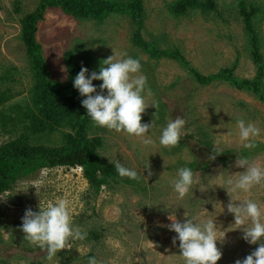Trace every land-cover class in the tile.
Masks as SVG:
<instances>
[{
	"label": "rangeland",
	"instance_id": "1",
	"mask_svg": "<svg viewBox=\"0 0 264 264\" xmlns=\"http://www.w3.org/2000/svg\"><path fill=\"white\" fill-rule=\"evenodd\" d=\"M38 1L0 0V78L7 79L1 90L9 88L14 93L0 110L13 118L28 104L33 83L26 48L19 37L20 18L32 12ZM173 1L140 0L143 18L140 32L145 41L159 49H178L189 65L203 75L232 67L235 77L257 76L251 42L239 13V0H213L215 10L194 8L184 14L170 11ZM245 2L258 8L251 21L264 65V0ZM135 28L127 13L114 11L95 20L74 18L59 7H46L37 25L36 40L52 79H66L63 60L67 50L72 52L71 58L80 69L88 68V76L98 72L101 61L114 53L117 58L127 53L140 60L141 74L147 77V88L152 93L151 96L145 93V100L158 105L157 109L150 105L141 121L149 124L153 121L146 134L153 143L145 145L142 138L94 127L90 120L88 133L100 137L97 149L103 162L119 160L135 169L141 179L118 177V182L103 187L97 195L89 192L78 166L45 167L16 181L10 190L0 194L4 197L0 199V264H88L89 257H95L98 264H184L179 241L172 243L177 234L167 227L171 223L169 214L181 222L185 214L197 221L214 218L216 225L226 231L224 241H217L222 252L217 264H235L258 247L242 238V230H229L234 223V215L227 211L230 196L219 185L244 170L235 166L238 155L264 164V102L225 81L200 85L190 70L176 60L151 57L132 42ZM261 80L264 88V74ZM96 81L94 85L99 91L102 81ZM177 116L186 121L184 131L188 134L178 146L168 149L159 144V137L167 123ZM238 119L260 128L255 149L240 145ZM13 123L7 121L6 130L10 131L6 132L0 121V144L19 133L22 123ZM67 131L63 126L50 134L32 137L31 141L57 144ZM215 142L225 151L212 160L209 156ZM148 164L150 167L145 168ZM184 166L193 169L201 184L181 200L171 181ZM34 185H39L38 191ZM200 186L206 190L201 191ZM239 196L251 198L264 210V188L256 187ZM59 199L69 202L73 225L86 232L87 237L70 241L71 250H61L48 261L45 251L23 239L21 218L26 209L38 211L39 206L46 207Z\"/></svg>",
	"mask_w": 264,
	"mask_h": 264
},
{
	"label": "clouds",
	"instance_id": "2",
	"mask_svg": "<svg viewBox=\"0 0 264 264\" xmlns=\"http://www.w3.org/2000/svg\"><path fill=\"white\" fill-rule=\"evenodd\" d=\"M141 67L139 59L132 58L127 53H121L117 58L114 53L103 59L99 71H93L90 76L86 75L88 68L82 66L74 77L73 86L82 97H86L82 99L81 104L87 110V116L94 127L142 138L143 143L149 145L153 141L146 134L150 131L153 121L150 124L142 123V114L150 105L156 109L158 105L145 100V93L148 96L152 93L147 88V77L141 74ZM95 80L102 81L99 91L93 84ZM185 125L186 121L180 116L170 120L162 129L159 144L168 149L178 146L181 138L188 134L184 131ZM237 128L242 148L255 149L261 134L260 128L253 122L246 123L244 119L237 120ZM213 144L214 148L209 156L212 160L225 151L219 142ZM110 163H114L121 178L137 181L141 179L135 169L124 166L119 160ZM235 166L244 170L236 178L229 177L223 185L218 184L225 188L230 196L227 211L234 215V223L229 230L240 229L246 242L258 244L255 250L244 259H237L235 264H264V210L251 198L239 196V193H249L256 187L264 188V164L238 155ZM149 167V164L145 166ZM148 175H152L151 171ZM171 183L178 199L181 200L194 186L201 184L200 178L187 166L178 169L177 176ZM34 186L38 191L39 185ZM200 190L205 191L206 188L200 186ZM233 194H236L235 199ZM2 198L4 197H0ZM21 219L23 239L45 251L48 261H52L61 250H71L70 241H82L87 237L86 232L73 225L69 202L66 199H59L46 207L39 206L38 211L28 208ZM168 219L171 221L167 225L168 229L177 234L172 238V243L175 245L177 240L179 241L184 264H217L222 257L217 241H224L226 231L216 225L214 218L197 221L195 217L185 214V219L181 222L175 215L169 214ZM88 264H98V261L95 257H89Z\"/></svg>",
	"mask_w": 264,
	"mask_h": 264
},
{
	"label": "trees",
	"instance_id": "3",
	"mask_svg": "<svg viewBox=\"0 0 264 264\" xmlns=\"http://www.w3.org/2000/svg\"><path fill=\"white\" fill-rule=\"evenodd\" d=\"M59 7L64 13L74 18L101 19L110 12L127 13L135 24L132 33V42L146 51L153 58L167 57L179 62L184 68L190 70L200 85L213 80L225 81L227 84L247 90L264 102V88L261 78L264 74V65L258 50L257 33L252 25V17L257 7L246 5L245 0H239V13L245 24L247 36L251 42V55L257 68V76L238 78L232 74L231 68H221L215 74L203 75L197 72L179 52L178 49H159L152 43L145 41L141 36L143 26L140 0L121 2L119 0H39L32 12L20 18L19 37L26 48L29 68L33 83L30 87V100L25 109L16 116L10 117L0 110L1 127L6 130L7 121H19L21 128L18 134L0 144V194L10 190L16 181L29 178L45 167H75L81 168L83 177L88 184L92 195H97L103 187H109L118 182L119 174L114 164L103 162L98 153L101 144L99 136H89L90 118L87 110L82 106L84 99L74 88L73 80L81 70L72 58V52L64 53L66 79H52L49 67L42 54L41 46L36 40L38 22L44 17L46 7ZM213 0H175L170 3L169 9L175 14H184L188 9L215 10ZM248 7V8H247ZM0 83V106L14 93L9 88L1 90V85L7 81L6 77ZM97 81H93L95 84ZM26 122L23 124V122ZM66 126L68 131L63 133L57 144L47 145L43 142L31 141L40 134H50L60 127ZM60 131V130H59ZM262 147H264L262 145ZM192 165V164H190ZM91 233L96 234L95 231ZM97 237L98 236H94Z\"/></svg>",
	"mask_w": 264,
	"mask_h": 264
}]
</instances>
